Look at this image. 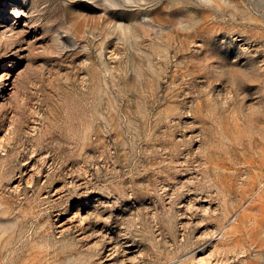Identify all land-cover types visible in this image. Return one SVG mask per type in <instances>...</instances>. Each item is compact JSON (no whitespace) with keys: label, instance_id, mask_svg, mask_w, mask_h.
<instances>
[{"label":"rangeland","instance_id":"rangeland-1","mask_svg":"<svg viewBox=\"0 0 264 264\" xmlns=\"http://www.w3.org/2000/svg\"><path fill=\"white\" fill-rule=\"evenodd\" d=\"M0 264H264V0H0Z\"/></svg>","mask_w":264,"mask_h":264}]
</instances>
